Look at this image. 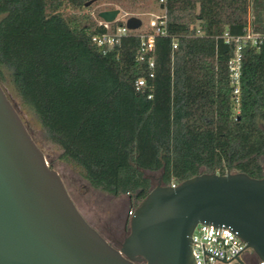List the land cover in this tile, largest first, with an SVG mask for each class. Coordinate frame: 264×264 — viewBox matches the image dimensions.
Listing matches in <instances>:
<instances>
[{"label": "trees", "instance_id": "1", "mask_svg": "<svg viewBox=\"0 0 264 264\" xmlns=\"http://www.w3.org/2000/svg\"><path fill=\"white\" fill-rule=\"evenodd\" d=\"M89 1L0 0V87L21 120L34 117L91 188L127 196L133 212L152 189L146 173H159L164 186L201 174L263 179L264 45L242 50L236 105L228 72L235 46L222 39L244 34L250 0H163L166 35L151 53L134 34L96 46L104 29L85 12ZM199 36L215 54L202 61V109L192 114L189 46Z\"/></svg>", "mask_w": 264, "mask_h": 264}, {"label": "water", "instance_id": "2", "mask_svg": "<svg viewBox=\"0 0 264 264\" xmlns=\"http://www.w3.org/2000/svg\"><path fill=\"white\" fill-rule=\"evenodd\" d=\"M118 14L98 18L113 23ZM126 27L136 31L141 21L129 18ZM198 224L228 229L264 263V178L201 174L175 188L159 179L116 249L77 210L0 87V264H194Z\"/></svg>", "mask_w": 264, "mask_h": 264}, {"label": "rangeland", "instance_id": "3", "mask_svg": "<svg viewBox=\"0 0 264 264\" xmlns=\"http://www.w3.org/2000/svg\"><path fill=\"white\" fill-rule=\"evenodd\" d=\"M252 15L257 23L264 27V0H251ZM119 11L116 19L121 21L129 18H137L141 21L142 31H147L148 23L153 17H160L163 11L158 3L153 0L130 2L127 0H98L89 6L85 12H89L92 19L98 22V14L105 11ZM262 27V28H263ZM215 46L213 41L201 38L200 36L191 41L189 46V111L192 114L202 109L203 92L197 78L201 75V64L203 60L213 61ZM9 94V93H8ZM11 94V93H10ZM9 94V95H10ZM16 106L13 94L9 96ZM17 108V106H16ZM23 122L41 150L48 164H50L63 181V184L75 204L77 210L105 240L117 249L120 248L123 240L128 235L124 229L127 228L126 221L129 213L131 199L127 196L113 197L99 190L90 187L83 178L79 168L70 161L61 158V152L48 141H46L42 129L36 119L26 114H21ZM145 176L151 180L152 188H155L160 179V174L146 173ZM244 259L246 264H254L253 253L248 251ZM235 264V263H232Z\"/></svg>", "mask_w": 264, "mask_h": 264}, {"label": "built area", "instance_id": "4", "mask_svg": "<svg viewBox=\"0 0 264 264\" xmlns=\"http://www.w3.org/2000/svg\"><path fill=\"white\" fill-rule=\"evenodd\" d=\"M163 4V0L158 2L159 7L163 6ZM161 11H163V15L160 17H153L148 23L147 31H142L141 28L136 31L128 30L126 27V21L128 19L123 21L116 19L113 23H105L102 20H99L96 23L99 27H103L104 33L95 36L92 41L98 47L111 49L122 37L134 34L141 41L142 51L145 53H151L154 47L155 37H164L166 35L164 10ZM251 22V18H249L247 27L242 36L230 37L228 34H225L222 38L225 44H234L235 46L234 54L228 61V72L230 86L233 89V97L236 105H238L239 101L242 50L246 46L259 48L264 45V35L255 32ZM176 48L177 43L173 42L172 49ZM147 64L150 69L153 68L152 59H149ZM144 86L145 81L143 79H139L136 82L137 90L142 89ZM176 186V184L171 185L172 188H175ZM133 214V211H129L128 218H131ZM191 245L194 264H246L244 259L249 255L248 251H250L246 247L247 245L228 229H215L204 224H198L193 230L191 234ZM203 252L208 255H203ZM255 264L264 263L257 259Z\"/></svg>", "mask_w": 264, "mask_h": 264}, {"label": "crops", "instance_id": "5", "mask_svg": "<svg viewBox=\"0 0 264 264\" xmlns=\"http://www.w3.org/2000/svg\"><path fill=\"white\" fill-rule=\"evenodd\" d=\"M249 18H251L252 21L251 25L253 26L254 31L264 35V27L260 23L258 24L256 19L252 15L251 0H250V8H249Z\"/></svg>", "mask_w": 264, "mask_h": 264}, {"label": "flooded vegetation", "instance_id": "6", "mask_svg": "<svg viewBox=\"0 0 264 264\" xmlns=\"http://www.w3.org/2000/svg\"><path fill=\"white\" fill-rule=\"evenodd\" d=\"M126 232H127V228L126 229H124Z\"/></svg>", "mask_w": 264, "mask_h": 264}]
</instances>
